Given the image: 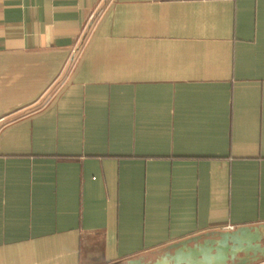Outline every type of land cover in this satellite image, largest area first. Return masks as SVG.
Segmentation results:
<instances>
[{
    "label": "crops",
    "instance_id": "crops-1",
    "mask_svg": "<svg viewBox=\"0 0 264 264\" xmlns=\"http://www.w3.org/2000/svg\"><path fill=\"white\" fill-rule=\"evenodd\" d=\"M0 264H264V0H0Z\"/></svg>",
    "mask_w": 264,
    "mask_h": 264
}]
</instances>
